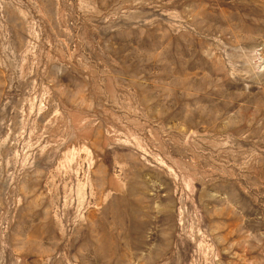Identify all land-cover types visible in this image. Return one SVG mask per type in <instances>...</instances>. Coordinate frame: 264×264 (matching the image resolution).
I'll return each instance as SVG.
<instances>
[{
    "label": "rangeland",
    "instance_id": "obj_1",
    "mask_svg": "<svg viewBox=\"0 0 264 264\" xmlns=\"http://www.w3.org/2000/svg\"><path fill=\"white\" fill-rule=\"evenodd\" d=\"M0 264H264V0H0Z\"/></svg>",
    "mask_w": 264,
    "mask_h": 264
}]
</instances>
